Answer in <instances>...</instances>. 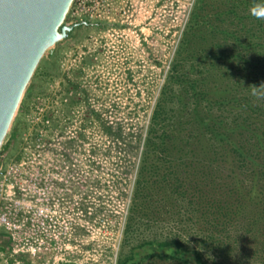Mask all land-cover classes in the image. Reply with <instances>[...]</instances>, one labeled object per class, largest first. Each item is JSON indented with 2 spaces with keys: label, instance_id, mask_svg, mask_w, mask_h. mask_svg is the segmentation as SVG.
I'll return each mask as SVG.
<instances>
[{
  "label": "rangeland",
  "instance_id": "374dc122",
  "mask_svg": "<svg viewBox=\"0 0 264 264\" xmlns=\"http://www.w3.org/2000/svg\"><path fill=\"white\" fill-rule=\"evenodd\" d=\"M79 1L64 23L83 18L74 15ZM192 3L109 0L101 18L44 53L4 140L3 204L20 205L10 206L14 238L3 230V264H116L141 240L174 234L200 247L187 207L171 206V217L154 195L159 215L125 229L141 148L132 141L167 83ZM213 247L202 250L209 264L235 263L234 251L221 259Z\"/></svg>",
  "mask_w": 264,
  "mask_h": 264
},
{
  "label": "trees",
  "instance_id": "16d2710c",
  "mask_svg": "<svg viewBox=\"0 0 264 264\" xmlns=\"http://www.w3.org/2000/svg\"><path fill=\"white\" fill-rule=\"evenodd\" d=\"M258 3L193 0L167 83L132 141L141 148L126 232L136 218L159 215L154 195L171 217V206L187 207L200 247L178 234L152 237L116 264H192L190 256L209 264V244L221 259L235 252L224 264H264V20L249 11Z\"/></svg>",
  "mask_w": 264,
  "mask_h": 264
},
{
  "label": "water",
  "instance_id": "95a60500",
  "mask_svg": "<svg viewBox=\"0 0 264 264\" xmlns=\"http://www.w3.org/2000/svg\"><path fill=\"white\" fill-rule=\"evenodd\" d=\"M73 0H0V157L15 112L40 59L85 19L64 23Z\"/></svg>",
  "mask_w": 264,
  "mask_h": 264
},
{
  "label": "built area",
  "instance_id": "2783aa9c",
  "mask_svg": "<svg viewBox=\"0 0 264 264\" xmlns=\"http://www.w3.org/2000/svg\"><path fill=\"white\" fill-rule=\"evenodd\" d=\"M109 4V0H80L75 8L74 15L75 16H83L82 19L87 21H94L102 17L105 13L107 6ZM9 171L3 168V154L0 157V239L3 240V230L7 231L11 234L12 238H14L19 225L17 223V219L11 217L15 215L14 211L10 208L11 204L18 208L20 205V201L15 199L10 204H3V178L6 177V174ZM36 178V177H35ZM36 185V184H34ZM36 187V186H35ZM39 189V188H38ZM3 245V244H2ZM7 262L6 257L3 256V249L0 250V264ZM20 261L15 259V264H19Z\"/></svg>",
  "mask_w": 264,
  "mask_h": 264
},
{
  "label": "clouds",
  "instance_id": "9594fccd",
  "mask_svg": "<svg viewBox=\"0 0 264 264\" xmlns=\"http://www.w3.org/2000/svg\"><path fill=\"white\" fill-rule=\"evenodd\" d=\"M250 14L259 20H264V4H254L250 9ZM264 86V84H262L260 87ZM256 87V86H254ZM259 88V87H256ZM188 259L192 262V264H195V260L193 256L188 257Z\"/></svg>",
  "mask_w": 264,
  "mask_h": 264
},
{
  "label": "crops",
  "instance_id": "0c3cea01",
  "mask_svg": "<svg viewBox=\"0 0 264 264\" xmlns=\"http://www.w3.org/2000/svg\"><path fill=\"white\" fill-rule=\"evenodd\" d=\"M2 235V233H0V236ZM3 240L0 239V250L3 249Z\"/></svg>",
  "mask_w": 264,
  "mask_h": 264
},
{
  "label": "flooded vegetation",
  "instance_id": "af4514ba",
  "mask_svg": "<svg viewBox=\"0 0 264 264\" xmlns=\"http://www.w3.org/2000/svg\"><path fill=\"white\" fill-rule=\"evenodd\" d=\"M84 188H86V185H84Z\"/></svg>",
  "mask_w": 264,
  "mask_h": 264
}]
</instances>
